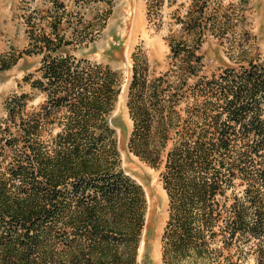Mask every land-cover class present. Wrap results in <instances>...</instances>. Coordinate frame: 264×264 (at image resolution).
I'll return each instance as SVG.
<instances>
[{"label": "trees", "instance_id": "obj_1", "mask_svg": "<svg viewBox=\"0 0 264 264\" xmlns=\"http://www.w3.org/2000/svg\"><path fill=\"white\" fill-rule=\"evenodd\" d=\"M162 2H149L148 18ZM246 6L190 0L173 23L183 39L169 30L170 68L159 76L132 55L127 147L159 171L163 264H242L247 254L264 264V52L245 29ZM104 19L86 22L62 2L25 19L23 54L41 57L31 87L45 101L32 111L27 94L6 103L3 123L17 125L0 126V264H137L146 197L119 168L106 118L121 76L71 54ZM207 36L227 44L235 67L199 76ZM21 56L0 54V72ZM50 125L59 131L45 142Z\"/></svg>", "mask_w": 264, "mask_h": 264}, {"label": "rangeland", "instance_id": "obj_2", "mask_svg": "<svg viewBox=\"0 0 264 264\" xmlns=\"http://www.w3.org/2000/svg\"><path fill=\"white\" fill-rule=\"evenodd\" d=\"M151 0H0V54L22 52L21 58L10 69L0 72V126H9L14 133L13 122L7 119L6 103L12 96L27 94L26 111L37 110L45 101L39 89L31 87L40 79L38 68L41 57L25 55L28 48L25 19L31 13L42 17L54 3L65 4L69 13L82 14L86 22L102 20V27L94 33L93 40L86 47L72 52L77 59L108 65L121 76V89L113 111L107 118L114 131L119 168L141 185L146 197V213L141 231L137 264H163L161 260V236L168 218L167 197L162 188L159 171L149 167L128 150V139L132 121L126 107L127 90L132 75V55L143 54L148 64L149 78L159 76L170 68L169 47L166 37L169 30L175 38L182 35L173 24L188 8L190 0H163L159 9L147 16ZM231 0H223L224 3ZM84 2V3H83ZM106 14V17H105ZM245 29L254 36L259 53L264 52V0H247L244 10ZM183 39V37H181ZM198 54L202 57L203 68L199 76L209 77L226 67H235L229 57L227 44L207 36ZM191 83V82H190ZM5 131V130H4ZM7 131V130H6ZM58 126L50 125L41 140L48 142L57 132ZM6 133V132H5ZM5 135H8L5 134ZM225 251L224 253H226ZM233 253V250H230ZM242 264H254L252 255L247 254Z\"/></svg>", "mask_w": 264, "mask_h": 264}]
</instances>
